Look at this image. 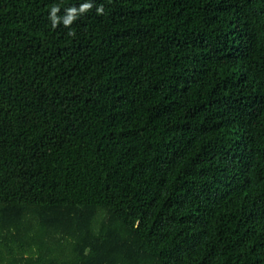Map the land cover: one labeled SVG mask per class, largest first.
<instances>
[{
  "label": "trees",
  "instance_id": "obj_1",
  "mask_svg": "<svg viewBox=\"0 0 264 264\" xmlns=\"http://www.w3.org/2000/svg\"><path fill=\"white\" fill-rule=\"evenodd\" d=\"M85 2L0 0V264H264V0Z\"/></svg>",
  "mask_w": 264,
  "mask_h": 264
},
{
  "label": "clouds",
  "instance_id": "obj_2",
  "mask_svg": "<svg viewBox=\"0 0 264 264\" xmlns=\"http://www.w3.org/2000/svg\"><path fill=\"white\" fill-rule=\"evenodd\" d=\"M94 7V4L91 2V0H87V2L82 3L77 6H70L64 8V14L58 15L61 12V7L59 5H53L50 10L49 19L51 21V25L53 29H56L61 24L65 28L70 29L67 33L70 37H75L76 32L74 29H72V25L74 22H76L81 16L85 15L89 11H91ZM104 6L101 4L99 7H96V13L97 15H104Z\"/></svg>",
  "mask_w": 264,
  "mask_h": 264
}]
</instances>
